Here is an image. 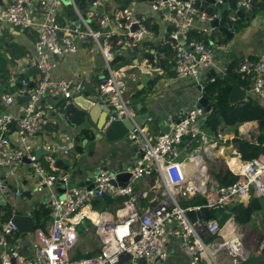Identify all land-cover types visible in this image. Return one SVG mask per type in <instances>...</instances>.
Returning <instances> with one entry per match:
<instances>
[{"label":"built area","instance_id":"2783aa9c","mask_svg":"<svg viewBox=\"0 0 264 264\" xmlns=\"http://www.w3.org/2000/svg\"><path fill=\"white\" fill-rule=\"evenodd\" d=\"M6 1L5 5H0V31L6 24L23 30H39L35 43L39 79L34 88L30 87V81L22 80L15 94L4 97L7 106L18 97H29V100L21 117L0 110V194L4 197L11 190L4 183L1 170L13 169L29 160L38 184L51 189L46 206L52 212V221L49 229L35 230L34 257L28 260L7 242L10 235L19 231L18 227L12 220L2 223L0 248L4 251L0 264H117L125 254L131 256L129 264L142 261L158 264L167 260V244L172 238L183 241V252L191 264H245L252 257L264 254V233L258 245L246 248L235 214L237 206L248 204L254 198L264 199V153L253 160H243L238 151L228 155L225 144L234 135L229 138L220 130L211 133L205 126L208 114L204 108L171 117L168 131L156 140L137 125L128 135L129 141L137 147V158L127 169L130 178L126 186L118 184L116 171H101L93 180V189L73 187L64 194L54 191L59 180L67 184L70 177L47 173L36 154L39 148L53 152L51 143L39 147L36 141L47 127L59 125V120L50 114L52 107L43 103L45 95L48 93L50 97L70 103L76 95L86 93L88 86L82 82L54 81L53 69L61 59L77 51L79 41L91 39L102 53L106 70L97 86L96 104L101 109H113L109 122L134 120L135 112L124 97L126 74L113 67L115 56L111 38L116 36V46H123L135 54L139 45L155 34L148 26V18L135 12L137 0H132L112 17L103 12L107 0H93L92 8L96 11L90 15L97 19V27L82 16L75 0L71 1L78 19L65 25L59 23L66 7L63 0ZM150 4L162 21L171 25L167 48L153 53L151 63L155 67L167 61L177 77L197 79L201 70L214 66L216 55L209 46L191 42L187 44L190 51H186L179 41L195 23L214 19L198 0H151ZM98 9H102V13L97 12ZM232 72L252 79V92L264 107V56L241 61ZM228 73L227 67L219 76L210 77L207 83L223 81ZM64 119L69 121L68 116ZM239 132L240 135L251 133L242 128ZM47 159L52 168L55 159ZM209 161L225 165L236 179L215 185ZM153 176V185L144 191H135L139 181ZM105 197L128 199L114 212L96 210L94 204ZM195 198L204 203L182 206L183 200L188 202ZM218 211L220 213L212 218L211 212ZM188 212H208L209 216L194 222ZM87 221L92 223L101 240L100 253L91 258L74 259L72 253L79 241L78 227ZM205 234L212 240L206 241Z\"/></svg>","mask_w":264,"mask_h":264},{"label":"crops","instance_id":"0c3cea01","mask_svg":"<svg viewBox=\"0 0 264 264\" xmlns=\"http://www.w3.org/2000/svg\"><path fill=\"white\" fill-rule=\"evenodd\" d=\"M150 2L151 0H137L134 9L136 13L148 18V24L153 30L155 27L157 28V30H154L155 35L145 39L139 48L138 55L131 54L123 46L120 47L119 51L118 46L114 47L113 66L116 71L123 70L126 74L124 78L126 85L124 95H126L129 106L132 108L137 104H141V113H149L153 118L152 125L145 124L143 128L149 132L152 140H156L159 135L166 131L171 117H181L196 108L200 97L204 95L205 87H202V84L209 79L212 73L219 76L231 64L258 60L261 56H264V0H251V3L259 7L260 11L255 14L249 12L252 17L250 23H240V29L228 27L233 33L231 40H229L227 34L220 33L219 28H213L212 22H197L194 24L192 30L204 34L207 41L210 42L209 47L214 52L223 53V55H217L213 67L201 70L197 79L177 77L171 67L165 72L161 67H155L146 57V50L153 54L156 52L155 48H160L161 45L165 44L171 30V25L162 21L161 15L152 9ZM6 3L7 1L3 0L2 4L5 5ZM120 5L121 0H107L103 12L112 17L121 10ZM92 12H95L93 8L87 13L90 20L93 18L90 15ZM97 12L102 13V9H98ZM112 28H115L114 24H112ZM38 35L39 30H23L8 24L5 25L4 30L0 31V68L2 69L0 72L4 74L0 76V110L7 111L15 117L23 115L27 97L16 98L10 106L5 105L4 97L15 94L22 80L26 79L37 83L39 71L36 68L35 43ZM142 48L145 49L144 52ZM146 69L151 70L153 76H155L153 77L154 81L150 82L149 86L151 87H147L148 91L145 94L136 97V93L143 90L141 85L144 72H148ZM154 70H157V72H153ZM156 74H158L157 77ZM104 75L105 61L100 49L93 42L78 47L75 53L65 56L52 71L54 81H74L87 84L88 93L76 95L75 98L78 96L95 98L98 79ZM9 77H11V80H8ZM239 87L247 92V99L243 102L254 99L261 104L259 98L252 92V81L248 88ZM142 97H144V100H142ZM43 103L48 108L52 107L50 114L59 120V125L47 127L39 135L36 144L42 147L45 143H51L54 145L51 154L60 156L71 169L79 167L87 173L93 174L92 177L88 174L78 176L75 179L76 184L86 180H94L101 171H106V168L108 171L115 172L120 167L128 169L135 162L137 147L126 138L110 142L102 137L96 122L98 116L93 121L88 113L80 109L69 115L65 112L68 102L62 99L54 101V98L50 96L45 98ZM105 109L113 112L111 107ZM67 116H69V121L64 119ZM81 119L82 121L77 123ZM241 128L251 131V133L241 135L252 140L253 135L258 132V123L248 122L242 125ZM220 131L232 138L230 135H233V133L227 126H221ZM91 146H93L92 149ZM40 150L50 153L42 148L37 149V151ZM65 150L69 153L64 154ZM227 151L230 155L233 151L238 150L231 144ZM48 157L52 156L47 154L38 156L47 173H54L57 176L64 175V171L57 170L54 166L51 168ZM1 175L8 186L18 189V192L10 190L2 199L4 205H9L12 208L13 217L16 215L31 216L35 220L33 213L40 207L46 206L51 189L38 184L39 179L26 161L13 169H2ZM148 179L145 178L139 181L135 185V191L146 190ZM54 191L57 192L56 188ZM18 193H21L20 197ZM252 200L257 201L254 202L257 210L254 212L252 220L245 225L239 224L244 236L245 247L248 249H253L258 245L264 233V199L254 198ZM250 202L245 205L248 206ZM119 206L117 205L105 211L114 212ZM51 221L42 229H49ZM0 224H2L1 221ZM34 232L21 233L18 231L13 233L7 238L8 245L13 246L24 259H32L35 250ZM78 232L79 241H86L85 243L88 246L82 249L78 241L72 256L75 257L79 253L82 255L98 254L101 250V240L95 233L94 227L89 222H85L78 227ZM3 251L4 249L0 248L1 255ZM167 252V260L158 264H191L190 259L183 252V241L181 239H170L167 244Z\"/></svg>","mask_w":264,"mask_h":264},{"label":"trees","instance_id":"16d2710c","mask_svg":"<svg viewBox=\"0 0 264 264\" xmlns=\"http://www.w3.org/2000/svg\"><path fill=\"white\" fill-rule=\"evenodd\" d=\"M131 1L132 0H121L120 9H123L126 5H129ZM2 3H3V0H0V5ZM75 3L81 13L87 14L91 11L93 0H75ZM77 19H78V16L73 6H66L65 9L63 10V13L59 17V23L61 25H65L67 22L74 23L77 21ZM97 23H98L97 19L92 18L91 25L93 27H97L98 26ZM148 26L150 27V24H148ZM151 30L154 32V30H157V28L155 27L154 30L151 28ZM117 40L118 38L116 36H113L111 38V42L114 47H117L116 46ZM185 40L187 43H191L194 41L198 43L199 42L204 43L207 40V38L204 34L197 33L192 30L185 35ZM141 45L142 44L139 45L134 55H138V53L140 52L139 48ZM167 45H168V38L166 39L164 45H161L160 48H155L156 52L164 51L167 48ZM119 49L120 47H118V51ZM144 50L145 49L142 48L143 52ZM145 55L150 60V62H152L154 54H151L149 51L146 50ZM235 65L236 64L229 65L228 67L229 73L225 80L223 81L216 80L214 83H209L204 89L203 97L207 98L213 107L212 112L208 114L206 117L205 126L211 133H217L218 130H220L221 126L223 125L230 128L231 132L234 135V138L230 141V144H233L235 146V148L241 154L243 160H253L255 158H258L264 153V107L254 99H249V101L239 103V104L230 103V95L234 87L243 86L245 88H248L252 81L251 78L234 74L232 70ZM159 67H161L165 72H167L171 66L168 64L167 61H164L159 65ZM0 70L2 69L0 68ZM105 74H106V70H105ZM1 75L3 76L4 74L0 72V76ZM0 80H1V77H0ZM8 80H11V77H9ZM101 82H102V77H99L98 85ZM20 84L21 83H19L17 88H19ZM148 87H151V86H148ZM147 91H148L147 87L141 91H138L136 93V97L142 96ZM86 93H88V90ZM81 121L82 119L80 121L78 120L77 123ZM248 122L258 123V132L253 135L252 140L243 138L239 132V128ZM222 167L224 166L219 165L218 169H214L213 171L211 170L212 179L215 185H218V186L227 184L228 182L236 179V177H234L233 174L230 171H228L227 168L226 170H224L225 167L223 169ZM154 180H155L154 176L148 179L147 188L153 185ZM127 199L128 197L102 198L96 202L97 208H98L97 210L104 211L112 207H115L117 205H122ZM254 202H257V201L252 200L248 206L246 205L237 206V209L235 210V214H236V220L239 224L245 225L252 220V216L254 212L257 210L256 206L254 205ZM202 203H204V200L200 198H195L188 202L183 200L182 206L189 207L192 205H198ZM219 213H220L219 211L211 212V217L214 218ZM51 214H52L51 210L48 209L45 205L40 207L38 210H36L33 213V216L35 220L37 221L36 230L39 228L42 229L46 227V224L51 220ZM0 215H1L0 221L2 223H6L12 220V217H13L12 208L9 205L0 206ZM226 218L227 216H225L224 220H226ZM90 224L91 226H93L92 223ZM204 237L206 241L212 240V237L208 234H205ZM98 254L82 255L79 253L78 255L74 257V259L91 258ZM0 260H1V253H0ZM259 264H264V263H259Z\"/></svg>","mask_w":264,"mask_h":264},{"label":"water","instance_id":"95a60500","mask_svg":"<svg viewBox=\"0 0 264 264\" xmlns=\"http://www.w3.org/2000/svg\"><path fill=\"white\" fill-rule=\"evenodd\" d=\"M66 6H72L71 0H63ZM201 7L206 10L210 15L214 16V19L212 21L213 28L217 29L219 28V32L223 34H227L229 40L232 39V32L231 29L228 27L238 28L240 29V23L245 24L250 23L252 21V17L249 15L250 13H258L260 11V8L253 5L251 3V0H198ZM94 11H96L95 8H93ZM250 12V13H249ZM82 16L88 21V23H91V20L87 17L86 14H82ZM225 21V22H224ZM75 25L79 28L80 24L75 23ZM222 26V27H220ZM60 38L63 36L62 33H60ZM181 45L184 47L186 51H190V48H188V43L185 41V38L183 36L179 39ZM91 44L92 40L89 38L83 39L79 41L78 47H82L85 44ZM204 44L206 46L210 45L209 41H205ZM216 57L217 55H223V53H217V51L214 52ZM148 72H144L143 74V80L141 88L144 89L149 86L150 82L154 81L155 76H153V73L151 70L146 69ZM153 72H157V70H154ZM163 72V71H161ZM158 74H156L157 77ZM215 76V73H212L210 77ZM209 77V78H210ZM207 80V79H206ZM208 81V80H207ZM207 81L202 84V87L207 86ZM31 88L35 87L34 81H31L30 84ZM254 89V83L252 82V90ZM49 94L47 93L45 95V98H48ZM247 99V92L244 91L239 86L234 87V89L231 92L230 95V103L231 104H239L243 101H246ZM26 100H29V97L26 98ZM59 98H54V101H58ZM142 100H144V97H142ZM54 104V103H53ZM196 108H204L206 114H210L212 112V104L210 101L201 96ZM77 109H80L83 112H86L89 114L91 119L95 121L96 117L98 116L96 122L98 123V129L101 132V136L105 137L108 141L113 142L120 139H127V136L130 134V132L134 131L136 129V126H140L143 128L145 124L152 125L153 118L150 116V114H142V105L137 104L132 107L133 111L136 113V116L134 120L130 119H123V120H117L113 122H108V117L112 113V111H107L106 109H101L98 104H96V99L94 97L86 98L84 96H78L73 101L68 103L65 108V112L67 114H70L72 112H75ZM104 113V115H102ZM103 117V118H101ZM168 131V127L166 129ZM135 135H138V132L134 133ZM93 146H91V149ZM37 156H41L43 154L51 155L53 159H55L54 167L57 170L64 171V175H69L70 179L67 184H64L59 180L55 184V188L58 193L64 194V192L68 189H71L73 187H88V189H93V179L90 181H82V183L76 184V178L78 176H83L84 174H88L90 177H92L93 174L87 173L82 168L76 167L74 169H71L62 159L60 156H57L56 154L51 153H45L43 150L37 151ZM28 164H30L29 160H25ZM223 161V160H221ZM108 171V169H105ZM117 173V182L121 186H126L129 178L130 173L127 169H124L122 167L119 168ZM64 175H61L64 176ZM5 183V182H4ZM7 185V183H5ZM11 190H14V192H18V189H13L9 186ZM3 197L0 194V205H4ZM209 216L208 212H205L204 214L201 212H188V217L192 221H196L197 218L202 219L203 217ZM13 224H15L18 227L19 232L21 233H31L35 231L36 229V221L31 216H20L16 215L12 218ZM0 232H1V224H0ZM131 260V256L129 254L121 255L119 258V261L117 264H125ZM264 263V254L257 255L250 259L246 264H259ZM14 264V263H13ZM141 264H147L146 261H142Z\"/></svg>","mask_w":264,"mask_h":264},{"label":"rangeland","instance_id":"374dc122","mask_svg":"<svg viewBox=\"0 0 264 264\" xmlns=\"http://www.w3.org/2000/svg\"><path fill=\"white\" fill-rule=\"evenodd\" d=\"M125 99H126V95H124ZM194 109V108H193ZM191 111V110H190ZM241 127L239 128V131H240ZM227 135V134H226ZM231 136V135H230ZM243 137H246V136H243ZM230 142H228L227 144H225L226 148L228 149V147L230 146ZM225 167L224 170H226V166L223 165ZM209 167L211 168V170L213 171L214 169H218L219 168V165H216L212 162L209 161ZM222 167V169L224 168ZM94 208L97 210V203L94 204ZM105 211V210H104ZM79 233V232H78ZM82 238V237H81ZM84 238V237H83ZM86 241H79V246L83 249V248H86L88 246L87 243H85Z\"/></svg>","mask_w":264,"mask_h":264},{"label":"clouds","instance_id":"9594fccd","mask_svg":"<svg viewBox=\"0 0 264 264\" xmlns=\"http://www.w3.org/2000/svg\"><path fill=\"white\" fill-rule=\"evenodd\" d=\"M252 258H253V257H252ZM252 258H251V259H252ZM245 264H246V263H245Z\"/></svg>","mask_w":264,"mask_h":264},{"label":"bare ground","instance_id":"6f19581e","mask_svg":"<svg viewBox=\"0 0 264 264\" xmlns=\"http://www.w3.org/2000/svg\"><path fill=\"white\" fill-rule=\"evenodd\" d=\"M92 218H93V216H92Z\"/></svg>","mask_w":264,"mask_h":264}]
</instances>
